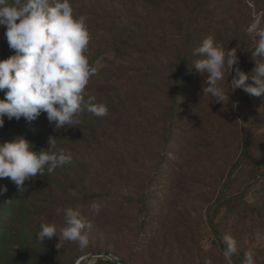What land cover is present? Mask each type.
<instances>
[{"label":"rangeland","instance_id":"374dc122","mask_svg":"<svg viewBox=\"0 0 264 264\" xmlns=\"http://www.w3.org/2000/svg\"><path fill=\"white\" fill-rule=\"evenodd\" d=\"M231 1L225 18L217 22L219 42L225 49L237 48L239 63L235 67L251 73L255 63L250 55L255 42L247 34V27L254 14L264 13V0ZM70 2L75 15L96 21L88 27L91 36L88 49L111 42V37L119 34L144 38L154 44L135 50L118 49L95 63L94 80L121 78L123 82L85 91L86 99L93 97L94 103L107 106L108 115L97 117L87 111L79 114L80 124L90 132L76 130L74 147L56 137L60 128L55 129L50 123L44 126L45 149L49 147L48 138L55 137L57 147L71 153L74 163L45 174L62 185L73 180L75 195L66 192L68 199L87 195L102 199L96 202L100 205L98 214L85 215L90 224L85 230L89 239L86 249L81 250L71 242L57 248L55 238L38 241L33 249L36 251L33 264H70L83 256L106 252L127 259L136 247L140 249L136 264H228L209 219L218 224L223 243L225 234L237 241L239 251L231 264H244L247 251L255 253L256 264H264V212L260 217L258 214L226 217L228 203L218 199L229 180L234 179L226 197H241L255 210L264 208V176L257 183L250 178L251 171L264 174V150L242 168L235 167L244 135L264 144V97L249 95L242 89L231 92L229 83L234 72L230 74L229 69L222 82L229 100L226 95L225 104L211 103L209 97L202 95L206 77L201 75L188 110L196 123L194 134L188 135L187 131L184 142L169 147L170 157L176 159V154L181 157L177 177L171 186L160 183L148 187L162 149L164 134L157 120L170 90L172 72L168 66L186 47L177 29L169 23L187 20L188 7L171 2L155 9L145 0ZM5 31L0 28V60L14 54L8 47ZM204 33L212 35L206 30ZM146 72L150 77L141 76ZM236 173L238 176L234 178ZM56 189L50 187L52 197L60 200L63 195ZM156 191L161 193L154 202L161 218L140 235L138 207L128 208L127 213L119 207L125 198L135 201L146 192ZM58 201L56 206L60 205ZM24 212L32 213L26 202ZM62 226L64 220L60 222L59 227Z\"/></svg>","mask_w":264,"mask_h":264},{"label":"clouds","instance_id":"9594fccd","mask_svg":"<svg viewBox=\"0 0 264 264\" xmlns=\"http://www.w3.org/2000/svg\"><path fill=\"white\" fill-rule=\"evenodd\" d=\"M0 28L8 47L14 51L9 58L0 60V128L9 121L24 118L31 123L46 113L55 129L74 128L80 123L79 114L87 111L97 117L108 115L104 104L94 103L93 97L85 98V91L96 69L87 56L91 39L86 17L75 15L70 0H0ZM247 34L255 42L251 60L255 67L245 73L238 67L237 48L225 49L213 35L207 36L193 55L199 56L193 67L206 77L202 95L211 103L225 104L229 94L222 86L225 72L230 69L231 92L242 89L249 95L264 97V13L254 14ZM229 77V76H228ZM251 80L253 83H247ZM57 138L49 137L47 149L34 150L35 146L23 137L0 143V178H9L24 190L26 181L37 175L71 165L73 157L57 147ZM75 195V193H73ZM91 210L100 212V205L93 202ZM90 227L87 218L78 209H64V226L41 223L36 238L43 242L56 239V247L65 242L78 245L83 250L89 246ZM223 252L228 264L238 254L237 241L231 235L223 237ZM244 264H256L255 253L244 254ZM207 264V262H206Z\"/></svg>","mask_w":264,"mask_h":264},{"label":"trees","instance_id":"16d2710c","mask_svg":"<svg viewBox=\"0 0 264 264\" xmlns=\"http://www.w3.org/2000/svg\"><path fill=\"white\" fill-rule=\"evenodd\" d=\"M171 2L188 7L187 12L189 16L187 20H172L169 23L177 29L186 47L168 66V69L172 72L170 90L167 93L165 107L162 109L157 120V123L161 124L164 134L162 149L157 167L148 179V187L160 183L171 186L177 177L181 157L179 154H176L178 157L176 159L170 157L169 147L175 143L184 142V136L187 131L188 135L194 134L192 130L196 125L195 120L188 115L189 103L192 96L198 90V79L201 77V74L192 68L195 60L200 59L199 56L193 55V50L204 40L202 36L208 35V33H204V30L209 32V34L211 32L213 36L218 38V41H221L217 33L220 24L217 22L225 18L228 8L232 6L227 5L232 2L231 0H145V3L149 7L155 9L164 8ZM94 22H96L95 19L86 17L88 27ZM149 44L154 43L144 38L119 34L113 35L111 42H104L103 45L97 48L88 49L86 54L90 65L95 68V63L99 59L107 54L116 53L118 49L135 50ZM150 75L148 72L141 74L144 77H150ZM94 78V76L91 78L86 88L87 91L123 82L121 78L113 80L104 78L94 80ZM3 98L4 93L0 92V99ZM46 115V113L41 114L37 120L31 123L26 122L24 118H21L19 121L13 118L9 121L5 117V124L0 128V143L13 141L16 137H23L35 146L34 150L45 149L46 140L43 128L46 124H49ZM82 129L90 132L87 127L79 123L74 128L67 126L63 129L60 128L55 135L63 144L74 147L75 132ZM254 140L249 135L242 137L240 158L236 163V168H242L245 162L254 159L257 153L262 155L264 144L261 142L255 143ZM238 173L235 174L234 178H237ZM262 176H264L263 173L260 174L253 171L250 174V178L256 183L259 182ZM69 180V183L62 185L58 181H52L50 176L46 174L44 176H39L38 174L34 180L26 181L24 185L25 189L19 192L18 188L9 178H0V264H33L36 257V251L33 249L39 241L36 238V234L40 231L41 223H54L59 227L60 222L64 220V209L71 207L80 210L84 215L92 214L91 204L93 202L96 203L98 200L101 201L102 197H96V195L89 197L87 195L81 199H74V197L70 199L66 198V192L74 193V183L71 182L73 180ZM233 180H229L230 183L226 184V187L223 188L222 193L218 197L219 201L228 203L224 215L230 217L234 215L244 216L245 214L255 216L258 214L260 217L261 212H264V208L255 210L244 203V199L241 197L225 196V192L231 186ZM50 187L57 188L63 197H60V200L59 198L54 200ZM161 192L164 193L166 191ZM160 194L158 191L154 194L146 192L135 201L131 198H125V203L119 207L123 213H127L128 208H132L133 206L138 207L137 219L139 220L140 235L146 233L148 229H152L161 218L158 215L159 212L156 210L157 204L154 203ZM57 201L60 205L56 206ZM25 202L28 203L29 208L32 210V213L29 215L24 212ZM58 206H61L59 211L53 212ZM36 210H39V212ZM208 221L218 241L217 245L225 250L226 245L222 241L218 224L212 219ZM13 245H17L18 247L14 248ZM106 253L116 256L122 264H136L135 257L140 253V249L137 247L133 248L131 255L127 259L120 258L117 254H113V252ZM76 261L70 264H76ZM93 264L114 263L109 260H98Z\"/></svg>","mask_w":264,"mask_h":264},{"label":"water","instance_id":"95a60500","mask_svg":"<svg viewBox=\"0 0 264 264\" xmlns=\"http://www.w3.org/2000/svg\"><path fill=\"white\" fill-rule=\"evenodd\" d=\"M98 260H109L114 264H122L121 261L116 256L107 253H100L95 255L91 254V255L83 256L76 262V264H93Z\"/></svg>","mask_w":264,"mask_h":264}]
</instances>
